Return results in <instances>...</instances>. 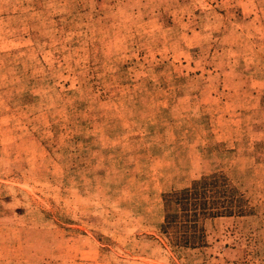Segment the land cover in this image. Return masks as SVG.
Instances as JSON below:
<instances>
[{
	"label": "rangeland",
	"instance_id": "obj_1",
	"mask_svg": "<svg viewBox=\"0 0 264 264\" xmlns=\"http://www.w3.org/2000/svg\"><path fill=\"white\" fill-rule=\"evenodd\" d=\"M0 264H264V0H0Z\"/></svg>",
	"mask_w": 264,
	"mask_h": 264
},
{
	"label": "trees",
	"instance_id": "obj_2",
	"mask_svg": "<svg viewBox=\"0 0 264 264\" xmlns=\"http://www.w3.org/2000/svg\"><path fill=\"white\" fill-rule=\"evenodd\" d=\"M220 179L216 175H212L200 180L194 181L191 187L182 188L179 191H174L170 195L165 196V217L162 223L163 232H167L169 228L189 229L192 225H196L202 213L206 209V194H216L219 189ZM228 196H226L227 199ZM202 200L200 204L199 200ZM202 205V207H201ZM232 215L231 212H214L210 217H218ZM203 217V216H202ZM183 235L188 236L187 232Z\"/></svg>",
	"mask_w": 264,
	"mask_h": 264
}]
</instances>
